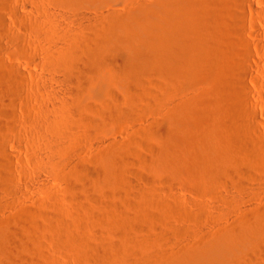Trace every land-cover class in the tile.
<instances>
[{"label":"rangeland","instance_id":"1","mask_svg":"<svg viewBox=\"0 0 264 264\" xmlns=\"http://www.w3.org/2000/svg\"><path fill=\"white\" fill-rule=\"evenodd\" d=\"M45 1L42 0V2H41V0H38V1L36 0L37 3L35 2V0H3V1L1 0L0 1V10H1L0 11V14L1 15L0 16L2 17V18L0 17V48L3 47V49L2 48L0 49V65H1L0 66V69H1V71H0V77H1V79H0V116H1L0 117V121H1L0 122V137H1L0 138V143L2 144V142H4V144L2 145V148L0 147V151H1L0 152V154H1L0 155V222H1L0 223V243H2L0 245V264H7L8 262H10L11 264H27V263L30 264L31 261H32V259H33L34 262H36V261L38 262V259H36L34 257L36 255L34 249H36V247L38 249V245L40 246V243L37 241L39 243V244H36L35 243L37 246L34 243H31V244H33V247H34V249H33V247H31L32 246L31 244L28 243V245H31V246H28V245L26 246L27 242L24 243L21 239L24 236L25 237H28V235L29 236H32V234H33V231H32L33 227L32 226L34 224L36 225L37 222L38 223L39 222L41 223V221H42L45 224V221H46L47 222L46 224H49V226H52L53 224L56 225L57 224V222H56V215L57 214L56 213L59 212L61 209H62L61 211H65L67 213V216L66 217H68V218H66V219H69L72 216L76 218V216L78 215V213L76 214V212H74V211H76L77 209H78L77 210L78 212L80 211L79 214H81V216H82L83 214L81 212L80 206L75 202V199L74 198L76 197V195H79V194H81L83 196H86L87 194L89 196L92 195V194H90V192L87 193L88 190H86V189H88V187H89V190L90 191L93 189L92 190L93 194H96L97 193L96 190L97 191L99 189L102 190V191L105 190L104 191L105 193H103L102 191H100V192L103 193V195L104 194H106V196L108 195L107 198H110L111 194L113 192H115V191H114V189L112 187H110V186L107 187V185H106V183H105V181H104V179L102 177V175L108 170V167H109L108 160L103 159L102 156L105 157L106 155L107 156L110 155V157H113L114 156L113 154L115 152H117V151H123V152L125 151L126 161H127V159H129L127 161L129 163V165L127 163V166H130V167H127L129 169H126V171H127L126 173L127 174H125V181H126V184H125L126 186L124 185L125 188L122 189L123 186L118 188V189L121 188L122 190L121 189L118 190V189L115 188L116 189V192L115 193H117V191L120 192V191H124L125 190L124 191L125 192V195H124L123 192H120V193L118 192L117 197H116V194L114 193L115 194L114 195L115 196L114 199L116 200V198H117L116 201L112 197L113 194L111 196V198H112L111 200H114V202H116L117 209H121L124 206L127 207L128 203H129L130 205L133 206V207L131 206L132 208L131 207L130 208L135 213L136 212L135 209H136V206H137L138 201H139L138 200L139 199L138 198L139 197L138 196L139 192L141 190L142 191H145V192H149L148 190L149 189L152 190V187L154 186L155 187V188L153 187L154 190L155 189L157 190V187H158V190H157L158 192L155 190L154 191V194L157 195V196L159 195L158 197H160L159 199L161 200V202L164 205L163 206L164 207L163 209L165 210V213H167V215H168V217H167L168 220L166 218L164 220L163 219L164 217H163L162 218L163 221H161L162 220L161 219V216L157 218L158 221L156 220L157 223H155V224L158 227H155L154 226L155 228L153 227V230H148V228H146L147 230L144 229V230H146V233L143 230L141 233H139V234L136 235L137 237H135L138 240L143 239L144 241L145 240L147 241V242L145 241L146 242L145 251L147 252V254L151 255V262H152V264H217L219 262V260L226 253L230 252V250H231V245H230V241L228 239V234H230V232L239 234V232L242 231V230H245V231L250 230V228L253 226L254 222L257 219L261 218V216L264 214V183L262 182V178H261V177H263V180H264V176H263L264 175V171L261 170V169H264V168L261 166V169H260V168H258V167H260V164H258V167H256L257 166V163L254 166V165H252L251 162L249 163V162H246L247 160L242 159L241 156H239L240 153L239 152L236 153V151L238 150L237 145H236V148L235 149L232 148V146L235 147V144L233 145V143H232L230 145V142H229V141H231V135L232 134H231V132H229L230 131V127H228V125L225 124V123H227L226 122V119H225L226 113H222L223 115L220 114V116L223 117V118L221 117L222 120H220L221 118H220L219 115L217 117L215 116L216 117V120L219 119V122H218V120L214 122L215 123V127L217 126L216 129L218 128L217 129L218 130V133H217V130H215V128H214L213 121L210 122L211 119H212V118H210V116L207 117V121L206 122H205L204 117L202 116V113L200 114L201 119L200 118H196V116H195V115H197L196 114V111H194V109H192V108H195V110H197V111H198V109H196L195 106L192 107L191 105H187L186 103H184L185 104L184 106H186V105L187 106L186 107H183L182 110H181V113H179V115H178V117L180 116L178 118V123H180L181 126H183V128H182L183 134H182V137H181L180 140H178V139H177V141L172 140L171 137H169L167 135L166 129H164L165 128V124L162 125V122H165L163 120L166 117V114L165 113L168 110L167 109V105H166L167 103L166 104L164 103L165 100L163 101V98L164 97L162 95L163 94L165 95L164 90L167 91V89L165 87L162 88V86L164 85V83H163L164 82V79H163V77H161V75H159L160 76L159 77L157 75V73H156L157 76L155 74H153V75L151 74L152 76L150 75V76H148L146 78V80H149V83H148V81L147 82L145 81V84L146 83L148 84V85L146 84V86H148V88L149 87L151 88V92L149 91L150 95L148 94L147 99L150 100V101H152V102H148V100L146 98L143 99L144 97H142L139 100V102L142 100V104H141V102L140 103L137 102L136 105H132V106H129V107H126V106L122 107V109H123L124 112L127 111L126 112L127 114L124 113V112H123L124 114L123 113L121 114L124 117V119H123L122 116H120V118L119 117L117 118L118 120L117 119L115 120V117H114L110 121L111 123L109 122L110 123L109 125L102 123L101 125H103V126L102 127L100 126L101 129L99 128V126H98L99 129H98L97 128V125H94V124L89 125V126H92L93 127V129L90 128V127H86V129L90 128L89 131H87V132L90 133V135H88L89 133H87V135L85 137H83V138L80 137L79 139H76V140L72 141L69 144L70 146L69 145H66V146H68L66 149H65L66 146L64 147V149L62 148L63 151H64V153L61 151L62 150L61 149L60 152H62L63 154H61V155L60 154H57V158L60 160V161L58 160L60 163H62L61 159H63V163H62V165L61 164H58V165L54 166L57 163H53V161L51 160V158L49 159V156H44V155H47V153H48L47 150L50 147L53 148V144H54L55 147H56V145L58 146V143H56L57 140H56V138H53L54 136L51 135L50 132L49 133L48 132H45V134L42 135L41 130H42V132L45 131V130L47 131L48 125H44V123L46 122L45 124H47L48 122H50V120H52V118H53L52 117V114L54 112L53 111V108L55 109L56 107L59 106L58 105V103H59L58 101H60V98L58 96H56V95H57V93L60 92V89H62V87H63L62 84L63 83L61 84V82H59V81H61V80H59L60 77H61L60 73L58 74L57 71H55V73H54V71L52 72L50 70L49 61L47 59V56L45 57V55H47V53H48L46 51H50L54 47H55L54 49H56L57 48L56 46H58V44H59L57 42L58 44L56 45V41L55 40H53L52 38L49 39V37H47L48 34L46 32H48L49 29L48 28L45 29V27L46 26H48V27L50 26V28L53 29L52 26H54V29H56V30L63 29L62 27H65V28L68 27L69 28V27H73L74 26V25L73 26H70V25H72V23H89L90 21L89 22L87 21L88 20L87 17L93 18L94 15H97V17H99L103 13L104 14H110V13L113 12V13H121V14H123L125 16H128L129 13H132V12H137L138 13V10H139V12H141V9H142V11L145 10L144 7H146V6L148 7L150 5L149 3H150L151 0H124V1L123 0H112L111 3L109 2V3L103 4V5H95V4L94 5L93 4L83 5V6H80L81 8L80 7L78 8L76 17L74 15V17L76 19H74V17L71 15V13L68 12L69 9L66 8L64 10L65 7H61V6L60 7L59 6L55 7L54 5L51 4V2H50V5H49V1L48 0L46 2ZM113 1H114V3H113ZM185 1L182 2V1L179 0L180 4H179V2L176 3V4H178V7H179L177 9V5L175 6V8L177 9L176 11L178 12L180 10L178 12V14L175 15V13H177L176 11H174L175 13H172L173 10H175L174 7H173L174 9L172 8V10L169 9V12H170L169 14L172 13L171 16L168 15L169 16V19L171 18L172 22H174V23L175 22L176 23H180V22L177 21L178 19H180V21L182 20L183 23H188L190 25L200 23L199 18H201V16L203 14L200 11H198V10L196 11L195 10V7H193V3L190 2L191 0H188L186 2ZM2 2H4V3H2ZM5 2H6V4H5ZM187 2H188V4H190L189 5L190 7H188V8H189V11L192 10L191 11L192 14L188 11V8H187L188 4H187ZM186 4H187V6H186ZM144 5H146V6H144ZM1 7L3 9H1ZM180 7H182V8H180ZM192 7H193V9H192ZM186 8H187V10H186ZM245 8H246L245 11H246V14H247V17H248V23H244V24L236 23V24L241 25V27L244 29L245 33L248 36L247 39L250 42V49L249 50H250V53L254 56V61L255 62H258V63H264V51H263V49H264V4H258V5H256L257 11H258L257 14L252 13L249 10V8H247V6H245ZM103 9L106 12L103 11ZM134 9H135V11H134ZM208 9L211 11L212 6H211V8L209 6ZM184 10H185V12H183ZM193 10H195V11H193ZM189 13H190V15L188 16L187 14H189ZM197 13H198V15L199 14L200 15L202 14V15L201 16L196 15V18H195L194 16ZM167 14H168V12H167ZM182 14H183V16H182ZM66 15H69V16L67 17ZM78 16H79V18H78ZM69 17H70V19H69ZM80 17H82V18H80ZM235 19H236L235 22H238L237 17H235ZM33 20L36 22V24H34V21ZM195 20H196V22H194ZM3 22H5V23H3ZM96 22L98 23V21H96ZM31 23H32L33 26H30ZM42 23H44V24H48L49 23V24L48 25H42ZM68 23H71V24H68ZM91 23H93V22H91ZM188 24H186V25H188ZM36 25H38L37 26L38 28H36ZM59 26H60V28H59ZM40 27H41V29H40ZM188 27H189V25H188ZM195 27L196 26H194V29H193L194 30V33H195ZM35 29H37V30H35ZM34 30H35V32L37 31L36 33L38 35L34 32ZM44 30H47V31H44ZM42 31L45 32V33H42ZM33 33H35V34H33ZM14 35H16V36H14ZM18 37H21V38L18 39ZM234 37H233V39H234ZM22 38H24L25 40H23ZM14 41H17V42H14ZM52 41H54V42H52ZM235 42H237L238 44H240V42H239V40L237 38L235 39ZM46 49H48V50H46ZM53 50H51V51H53ZM24 56H30V57H32L34 59V62L29 63V64L28 63H24ZM6 65H7V67H6ZM17 66H19V70L16 69ZM7 68H10V69H8V72H7ZM20 68L23 69L22 72H26V74L23 73V75L25 74V77H24V81H22V82H20L21 80H19L20 78L21 79L23 78L22 77V72H20L21 71ZM11 70H12V74H11ZM48 70H49V72H48ZM253 70L254 71L252 72V76L250 78H248L247 79V82H246L247 86L252 91V94H251V96H249L248 101L250 102V104L252 105V107L254 108V110H256L255 111L256 112V121H251V122H253L251 124H254V126L257 127L256 128V134L254 135V137L256 136L258 138L257 139L255 137L258 140L257 141L258 142V145L263 150V152L262 151L261 152L264 153V149H263V147H264V104H262L260 102V100H259L261 98L260 97V93H261L260 87H262V86L264 87V77L258 75L260 72L256 71V68L255 67H254ZM56 72H57V74H56ZM20 74H21V76H20ZM28 74H29V76H28ZM261 74H263V73H261ZM30 75H32V77ZM51 75H53L55 77H53ZM112 75H113V78L111 77ZM8 76H10V77H8ZM42 76L43 77L45 76V77L42 78ZM108 76H110V77H108V79H111V81L113 82V84L116 86L115 88H117V92L115 91V94L118 97H116L115 94H113V95L111 94L112 96H114V99H113V97H109V96H111V95H109V96H106L107 98L105 99V101L107 103L108 100H111L112 99L113 100V101H111L112 103H110L109 105L107 104V105L109 107L111 106L112 108H114L115 103H117V98H122L124 96V94H123L124 91L118 90L119 87H121V85L123 84L124 81H123V78L121 77V74L119 72H116V70L111 71ZM116 76H117V78H116ZM29 77L32 78L33 80L30 79ZM119 77H121V78H119ZM34 78H36V79H34ZM39 78H42V79L38 80ZM150 78H152V79H150ZM45 79H46L47 82H45ZM26 80H27V82H26ZM43 80H44V82H43ZM155 80H156V82H154ZM160 81H162V82H160ZM31 82H33L35 84L33 85V83H31ZM18 83L19 84H22L24 87L22 85H19ZM36 84H37V86H35ZM39 84L42 86V88L40 87ZM49 84H50V86H49ZM15 85H17L16 88H15ZM30 85H31V87H30ZM43 85H45V87ZM37 87H40V90ZM200 87H202V85H200L199 88ZM12 88L13 89L15 88V90H13ZM36 88H37V91L38 92L36 90H34ZM150 88H149V90H150ZM160 88H162V89H160ZM179 88H180V90L177 87L178 92L175 91L174 92V96H172V98H175V99L178 100V102H177V100L172 99L174 104L180 103V101H181V103L185 102L186 100H188L192 96L193 92H195V93H194V95L192 97H194L195 95H198V94L200 95V93H198V92H201L202 89H203V87L201 89H199L197 87L195 90H198V91H195V90L191 91L189 89L187 90L186 88H183L185 90L182 93L183 89L181 87H179ZM6 90L7 91L9 90V91L7 92ZM28 90H30L31 92L28 91ZM47 90H50V91H47ZM174 90H176V89H174ZM44 92H46V94H44ZM26 93H27V95H25ZM156 93H157V95H156ZM175 93L177 95H175ZM179 94H183L185 96L184 99L181 98L182 95L179 96ZM28 95H31V97H29ZM34 95H35V97H34ZM38 95L40 97H38ZM262 95L264 96L263 93H262ZM150 96H153V97L155 96L154 98H156L157 100L154 99V98H152V97H150ZM159 96H160L159 100L161 99V102L163 101L162 103H164L162 105L160 104L161 103L160 101H159L160 102L159 104H157L158 102H156V101H158V97ZM51 97L52 98L55 97V99L53 98V101H51L50 100V99H52ZM187 97H189V98H187ZM36 98H38L39 100L36 99ZM185 98H187V99H185ZM29 99H30V102L31 103L29 102ZM31 99H33V102L31 101ZM46 99H47L48 104H49V101L51 103L49 105L47 104V107H45V109H50V110H48V112H45L44 113V111H43L44 108H41V107L44 105V103L45 104L47 103L46 102ZM42 100H43L44 103L41 102ZM183 100H185V101H183ZM91 101H92V104H91ZM101 101H103V100L101 99V100H98L97 101V103H99V105L96 103V101H94L97 104L96 105V108H97V106H99L98 109H96L94 107L95 110H97V113H99L100 112L99 110H102V108H104L105 106L107 107L106 103L104 105H102L103 102L101 103ZM88 102L92 106V108H89V109L93 111V109H94L93 106L95 105V103L93 102V100H90ZM41 103H43V104H41ZM111 104H114V105L112 106ZM53 105H54V107H53ZM163 105H165V106H163ZM35 106H38V107H35ZM44 106H46V105H44ZM49 106H51V107H49ZM109 107H107V108H109ZM187 107H189V109ZM112 108H110V109H112ZM127 108H129V110ZM157 108L158 109H161L162 111L161 110L159 111ZM51 109H52V111H51ZM89 109H88V114H89L88 115V118H89L88 120H92V122H93L94 119H95V121H98L99 122L100 121L99 118H100L101 115L100 114H96L95 113L96 112L95 110H94L95 112L94 111L92 112ZM190 109H192V110H190ZM40 110L42 111V113L39 112ZM4 111H6V112H4ZM134 111H135V114H134ZM157 111H159L160 113L157 112ZM184 111H185V113H183ZM188 111H190V112H188ZM51 112H52V114L50 115ZM163 112H164V116H161L163 114ZM6 113H10V115L9 114H6ZM129 113H130V115H128ZM193 113H194V115H193ZM197 113L199 115L200 112L198 111ZM42 114H43V116H42ZM45 114L47 116H45ZM93 114H94L95 117L93 116ZM184 114H187V115H184ZM188 114H192L193 116L191 115V116L188 117ZM5 115H7V116H5ZM200 116H198V117H200ZM7 117H9V118H7ZM32 117H33V119L35 121L33 119H31ZM46 117H48V118L46 119ZM182 117H183V119H182ZM190 117H191V119H190ZM161 118H163L162 121L160 120ZM208 118H210V120H208ZM44 119H46V120H49L50 119V120L49 121H45ZM198 119L199 120H202L203 122H205V124L206 123L208 124V126H207V124L204 125L203 123H201V121L199 122V123H201V124H203L205 126L204 131H203V127L204 126H201L199 123L195 122V121H199ZM36 120L38 121V124L40 122L41 123L38 125ZM214 120H215V118H214ZM157 121H159V122H157ZM223 121H224V124L222 123ZM35 122H36L37 125L35 124ZM195 123H197V124H195ZM218 123L223 124L224 126L226 125L227 128L224 127L223 125L218 124ZM42 124L44 126H46V128ZM209 124H212L211 126H213V127L209 126ZM155 125H160L161 127L163 126V129L160 128V126H159V128H157V126L155 128ZM188 125H189V127L191 129H193L190 132H189L190 128H188ZM190 125H192V127ZM195 125H198V126H196L197 128L198 127L200 129L202 128L201 130L199 128L198 129H195V130H197L196 131L197 132L196 134L199 133V130L201 132H203V133H199L200 134L199 136H201L202 134H204L206 132H209L212 128H214V130L216 131V132L215 131H211L212 136L211 135H207L208 137L211 136V139H216V138L219 139L218 140L219 142L216 141L217 139L215 140V142L218 145L222 142L220 146H222V144H223L222 147L225 146V148H223L225 150H221L222 151V152L220 151L221 153H218V155H215L216 158L214 157V155L212 156V153L211 152L209 153V151H207V149L205 148V146L204 147H202V146L199 147L198 146L200 148L199 149L194 144V143H196L197 145L199 144L198 142H195L196 141V138H194L195 136L198 137V135H194V137H193V135H192L193 133H191L192 131H194V133H195V130H194ZM81 126H82V128H81ZM210 127H211V129H209L208 131H206V129L207 128H210ZM1 128H2V130H1ZM105 128H107V129H105ZM39 129H40V131H39ZM79 129H80L79 131L82 132L83 129H84V125L80 124V128ZM220 129H222L223 131H220ZM96 130H97V132H96ZM149 130L151 131V133H149L150 132ZM37 131H39L40 133L37 132ZM143 131H147V133H148L146 135L147 137H145V135L143 134ZM184 131L185 132H188V133L186 134V133H184ZM93 132H95V133H93ZM158 132H159V134H158ZM221 132H223V134ZM225 132H226V135L224 134ZM228 132L230 133V135H229ZM46 133H48V134L46 135ZM213 133L215 134L214 136H213ZM219 133H220V135H219ZM184 134H186L185 136H187L188 134H190L192 136V138H190L191 136L188 135L189 138L186 137V139H184L183 138ZM206 134H208V133H206ZM162 135H163V137H162ZM92 136L95 139H93ZM151 136H152V138H151ZM204 136L205 135H203V137ZM207 136H205V137H207ZM40 137H41L42 142L40 140ZM49 137L51 139L48 140ZM129 137H130V139H129ZM219 137H221V140H220ZM53 139L56 140V142H54V141L51 142V140H53ZM83 139H84V141H83ZM191 139L192 140L194 139L193 140L194 142H192V144H190L191 141H192ZM203 139H205V138H203ZM86 140H87V143H86ZM186 140L188 142H186ZM189 140H191V141L189 142ZM225 140H228L227 143H225ZM124 141H125V143H124ZM144 141H145V143H144ZM181 141H183L185 143H183ZM49 142L51 143V145L49 144ZM177 142H180V144L177 143ZM212 142L215 143L213 140H212ZM261 142H262V144H261ZM72 143H73V145H72ZM139 143H141V144H139ZM164 143L167 144V145H165ZM174 143L176 144V147H175L176 148V151H174L173 148H172L173 147L172 144L174 145ZM181 143H183L185 145H182ZM110 145H112V146L110 147ZM177 145H178V147H177ZM187 145L188 146L190 145V146L188 147ZM191 145L192 146L195 145V147H197V150L195 148L191 147ZM156 146H158V148ZM226 146H227L228 149H226ZM228 146H230V148ZM108 147H109V149H108ZM148 147H149V149H148ZM6 149H7V151L5 152ZM187 149H188V152L189 153L187 152ZM192 149L193 150L195 149L194 150V153L197 152V151L198 152L199 151L201 152V150H203V151L201 153L192 154V152H193ZM231 149H233V151H231ZM148 150H150V151H148ZM177 150H179V151H177ZM183 151H184V153H183ZM185 151L187 152V154H186ZM38 152H41V153L38 154ZM127 153L129 154L128 157H127ZM190 153H191V157L192 158H190V156H188ZM232 153H233V155H232ZM197 154H199V157H198ZM200 154L202 156H204V157H207V160H205L206 163L205 162L203 163V161L201 163L199 162L202 166L203 165L204 166L205 165L209 166L210 165L209 163H211V166H212V164L215 162L214 158L216 160H218L217 158H219V156H221L220 154L224 155L225 157H227V165H228L229 169H231L233 167L231 170H234L235 169L234 171L236 173L237 172H240L241 176L247 177V175H248L249 178H248V181L247 182H249L250 185L248 186V184H247V189L246 188L244 189V187L246 186V181H245V185L243 186V189H241L242 187H237L236 188V186L234 187V186L231 185V183L233 185H234V183L232 182V180L229 179V177H224L223 178V176H222V179L223 180L221 182H218V180L220 181V178L218 176H217V178H218L217 181H214L213 179H215L214 178L215 176L213 177V175H214V173L216 175V173L219 171L218 168H217V166H215L216 163L218 164V161H216L213 164V166H215V168H217V172H216V169H214L213 166H212V168H211V166H209L210 168L209 167L204 168L205 170L201 171V173L204 176L201 173H199L200 171L199 172L196 171V173H198L199 175L201 174V176H203V177H205L207 179H209L210 177H212L211 178L212 180L210 179L211 181L208 180L207 183L206 182L203 183L204 185L202 184V186H201V184H199L198 186H196V184L193 181V179L190 178V174H193V170H194V174H195V170L197 168H199V169L201 168L199 166V163L195 164V162H194L195 159H199V161L202 160L201 159L202 156ZM62 155H65L66 157L65 156H62ZM193 155L196 156V158L194 156V160H193ZM210 155H211L212 159H211ZM95 156L97 158H95ZM138 156H139V158H138ZM178 156H180V158H178ZM39 157L42 160V163L39 160ZM59 157H61V158H59ZM101 157H102V159H101ZM208 157H210V158H208ZM228 157H229V159H228ZM156 159H158V160H156ZM238 159H242V160H238ZM45 160H47V163L48 164L45 163L46 162ZM64 160L67 161V163L64 162ZM144 160H145L146 163L144 162ZM150 160H151V162H150ZM175 160H176L177 163L174 166L173 162ZM179 160L183 161V163L184 162H186V163L185 164H183V163L181 164V161H179ZM233 160H236L237 161V164H236V162H233ZM51 161H52V163H51ZM68 161H69V163H68ZM207 161L209 163H207ZM239 161H240V163H239ZM197 162H198V160H197ZM188 163H190V164H188ZM258 163H260V162L258 161ZM63 164H64V168L65 169L63 171H60L59 170L61 172V173H59V171L57 169H61L62 170ZM149 164L151 166L155 167L157 170L151 171L149 169V167H148ZM191 164H192V166H191ZM234 164L236 165L235 167L233 166ZM65 165H70V166H65ZM196 165H198L199 167L196 166ZM183 166L184 167L186 166V170H185V168H183ZM195 166H196V169L193 168ZM237 166L239 167V169H238ZM67 167H68V169H67ZM86 167H87V169H86ZM93 167H96V168L93 169ZM248 167H250L251 169L248 168ZM53 168H57L56 169L57 171L55 170V172H54ZM190 169H193V170L190 171ZM96 171H99L101 173V175L99 173V175L101 177H99V176L96 175ZM204 171L206 173H204ZM63 172H66V173H63ZM242 172L244 174H242ZM67 173H68V175H67ZM150 173H151V175H150ZM87 174L89 175V178L90 179L93 178L94 180L93 179L90 180L88 178V181H86L87 180V177H88ZM92 174H94V175H92ZM84 175L86 176V179H85V176ZM166 177H167V179H165ZM79 178H80V180H78ZM81 178H83V179H81ZM260 178H261V180H260ZM225 179H227L229 181H226ZM81 180H82V182H81ZM83 180H84V183H83ZM89 180H90V182H89ZM143 180L144 181L147 180L148 182L145 181L146 182L145 183V182H143ZM245 180H247V179L245 178ZM128 181H129V183H128ZM139 181H140V183H139ZM171 181H172V183H171ZM188 181L190 182V184H189ZM213 181H214V183H213ZM224 181H226V182H224ZM230 181H231V183H230ZM87 182L88 183H91L92 185L89 184L91 186H88V183ZM158 182L161 183V184L158 185ZM166 182H168V183H166ZM216 182H218L219 185L215 186L216 185L215 184ZM79 183L82 186H80ZM165 183L167 185H164ZM175 183H176V185H175ZM177 183H178V185H177ZM212 183L215 184V185H213ZM226 183H227V186H224V185H226ZM86 184H87L88 187L86 186ZM192 184H195V185H192ZM210 184H212V186ZM170 185H171V188H168ZM150 186H151V188H145V187H150ZM159 186H160V188H159ZM191 186H194V187L189 188ZM195 186L198 187V188H199V186H201V188H204L205 186L206 187L204 189H201L200 188L198 190L197 188L196 189H193V188H195ZM83 187H85V188H83ZM91 187H93V188L90 189ZM141 187H142V189H141ZM162 187H165V188H162ZM224 187L226 189H224ZM248 187H249V189H248ZM161 188H162V191H161ZM221 188L224 189V191ZM238 188H240V189H238ZM112 189H113V192H112ZM134 189H135L136 192L134 191ZM17 190H18V194H17ZM19 190L22 191V192H19ZM202 191H204V192H202ZM28 192H30V193H28ZM73 192H75V193H73ZM206 192H208V193L206 194ZM209 192H210V194H209ZM219 192H221V193L219 194ZM126 193H128V194H126ZM70 194H71V196H70ZM73 194H75V196ZM218 194L220 196H218ZM46 195H48L47 198H45ZM127 195H129V196H127ZM219 197H221V198H219ZM44 198H45V200H44ZM38 199H39V201H38ZM40 199H41V201H40ZM73 199H74V203L77 206H79V207H77L74 203H72L73 202ZM127 200L130 201V202H128L126 204ZM33 201H35V202H33ZM118 201L120 203H118ZM170 201H172L171 202L172 204L170 203ZM45 202H46V204H45ZM114 202H112V203H114ZM53 203L55 204V206H54ZM176 203H178V204H176ZM30 204H33V205L30 206ZM39 204H40V206H39ZM74 205L77 207V209L74 208L75 207ZM172 205L176 206L177 208L174 207V206H172ZM182 205L183 206L185 205L184 207L187 208V209H185ZM26 206H28V207H26ZM69 206H71V208ZM72 206H73L74 209L72 208ZM171 206H172V208L174 210L171 208ZM133 208H134V210H133ZM196 208H198V209H196ZM23 209L24 210L26 209L25 212L26 211H29V212H26L25 213L24 211H22ZM56 209L57 210L60 209V210L57 211ZM168 209H170V210H168ZM179 209L182 212L181 215H180V210ZM36 210L38 211L39 214L36 213L37 212ZM49 210H50V212H49ZM66 210H68L69 212H67ZM171 210L174 211L173 212V216H172V212H169ZM184 210L186 212L185 214H184ZM190 210H192V211H190ZM260 210H262V211H260ZM15 211H17L18 213L15 212ZM31 211H32V213H31ZM40 211H41V213H40ZM259 211H260V213H259ZM51 212H52V214H51L52 216H50V213ZM97 213H99V212H97ZM187 213H188V215H186ZM189 213H191V214H189ZM192 213H193V215H192ZM46 214L48 215V219L47 220L45 219V218H47ZM103 215L107 219H109V220L107 221V219L105 217H102ZM117 215L118 214H116V217H115V215H113L112 217H111V215H105V214H102L101 215V213H99L97 215H94V217L96 219L94 217H93V219H95L96 221L93 220L92 224L95 223V222L96 223L93 224L94 226L92 225L93 228L92 227L90 228L91 229L90 230L91 233L95 235V233L98 234L97 231L102 232L103 230H104V232H113L114 230H112V227H114L115 228V231H116L117 228L119 227V226L117 227V225H120V223H116L115 226L112 223H115L117 221L119 222V219H118L119 215L118 216ZM189 215H191L192 217L190 216L191 217L190 218ZM198 215H199L200 218H198ZM250 215H252V216H250ZM257 216H258V218H257ZM35 217H36V219L38 221L35 219ZM52 217H53V219H52ZM180 217H181V219H180ZM40 218H42V220ZM72 218L69 219V220L71 221ZM75 218H73V219H75ZM79 218L80 217H77L76 219H79ZM103 218L106 219V220H104ZM114 218H115V220H114ZM172 218H173V222H172ZM185 218H186V220H185ZM188 218H190V219H188ZM192 218H194V219H192ZM22 219L24 220L25 223L23 222ZM26 219H28L27 221H29V222H27ZM50 219H52V221ZM83 219H85V218L82 217L79 220H83ZM247 219H248V221H245ZM10 220H11V222H10ZM33 220H35L37 222H35ZM49 220H50L51 223L48 222ZM98 220H99V223H98ZM169 220L172 222L171 224L170 223H167V222H170ZM164 221H165V223L168 224V226L170 225V229H173L172 231L171 230H169L170 232H167L166 231V227H167L166 225L167 224L164 226ZM174 221H176V222H174ZM180 221L182 222V224H181ZM17 222H19V223H17ZM12 223H13V225H12ZM21 224L22 225H25V226L23 227V226H21ZM46 224H45V226H46ZM54 225H53V227H54ZM161 225H163V226H161ZM8 226H10V227H8ZM178 226L180 227V229H179ZM53 227L52 228L49 227L48 228L49 231H46L47 229H43L44 232H43V230L42 231L40 230V231L36 232L39 235V237L37 236L39 238L38 240H40V238H41L40 242L43 243L42 244L43 247L40 246L41 248H43L42 249L44 251L43 253L46 254V255H48V256L50 255L49 256L50 258H48V256H45V257L48 258V259H50V260H52L54 262L53 264H96V263L97 264H103L104 263V262L103 263H100L101 260L100 261L98 260L99 262H97L94 259H91L90 261L88 260L89 262L88 261L86 262V259H83L82 260V258L80 256L79 257L77 256L78 253L76 251H73V250L72 251L71 250L61 251V250L57 249V246L54 243L55 241H53L54 239H53V236H52V234H53L52 231H54L53 230ZM107 227H109V228H107ZM240 227H242V228H240ZM9 228H10V230H9ZM93 230H95V231L93 232ZM161 230H162V232H160ZM236 230H237V232H236ZM147 232L150 235H148ZM19 233H21V234L19 235ZM8 234L10 236L11 235H14L15 237L18 236L17 238L20 237L19 238L20 239L19 241L16 238L17 239V242L16 241H14V242L16 244L19 242V244H20V242L22 241L24 243L23 245L26 246V247H23V246H19L18 247V244L17 245L13 244L14 242H12V245H10L8 243V241H5V238L6 237H9ZM170 234H171V236H170ZM172 235H174V237ZM150 236H152V237H150ZM3 237H4V239H3ZM25 237H24V239H25ZM163 237H164V239H163ZM14 238H12V240ZM16 239H14V240H16ZM148 239H149V241H148ZM159 239H161V240H159ZM27 240H25V241H27ZM30 240H31V237H30ZM33 240L34 239H32L31 241H33ZM115 240L116 241L118 240L117 237L115 238ZM11 241H9V242H11ZM35 241L36 240H34V242ZM50 241H53V242H50ZM22 242H21V245H22ZM151 243H153L154 245L151 244ZM161 243L162 244L164 243V244L162 245ZM247 243H249V242H246L244 244H240L236 248V254H237L238 258H239V264H241L242 262H243V264H247L249 261H250L249 262L250 264H254L256 262H258L256 264H260L259 263V262H261L260 259L262 260L263 257H264L263 256V254H264V252H263L264 251V246L263 247L258 246L259 247L258 248V247L251 246L250 244H247ZM46 244H48V246ZM49 244H51L50 247H49ZM179 244H180V246H179ZM148 245H150V246H148ZM14 246H17V247H14ZM44 246L45 247L47 246L46 249L44 248ZM135 247H136V249L138 251L137 246L134 245V248ZM158 247H159V249H157ZM6 248L7 249L9 248V249L6 250ZM28 248H29V251H28ZM164 248H165V250H164ZM261 248H262V250H261ZM31 249H33L34 251L31 250ZM136 249H134V250L136 251ZM254 249H255V252L258 249V252H260L259 255H258L257 252H256L257 254L256 253L254 254ZM10 250H12V251H10ZM159 250H160V252H159ZM47 251L49 252V254H48ZM137 251H136L135 254H134V252H132L133 253V255L131 254L132 256L131 255H128L129 257L117 258L116 259L117 262L114 261V263H113V261H109L110 263L109 262H105V263L106 264H111V263L112 264H129V263L130 264L131 263L132 264H135V263L138 262V259L141 258V256H140L141 254H138ZM167 251H169V253ZM251 251H253V252H251ZM3 252H4V254H3ZM161 252H162V254L166 252L165 253V256H167L168 258L165 257L164 254L161 255ZM173 252H175V253H173ZM36 253H37V251H36ZM153 254H155L156 256L153 255ZM250 254H251V256H249ZM260 254L263 257L260 256ZM37 255H38V253H37ZM135 255H138V256H135ZM58 256H59V258H58ZM139 256H140V258H139ZM161 256H163V257H161ZM253 256H254V259H250V257L253 258ZM154 257H155V259H154ZM159 257L161 258V259H159V261L160 260L161 261L160 262L159 261L157 262V260H158ZM259 257H260V259H259ZM130 258H132V259H130ZM247 258L249 260H247ZM128 259H130V260L128 261ZM243 259H245V260H243ZM255 259H257V261ZM13 260H14L15 263H13ZM55 260H56V262H55ZM152 260H154V261H152ZM168 260H170V261H168ZM252 260L253 261L255 260L256 262L253 263ZM16 261L19 262V263H17ZM246 261H248V262H246ZM262 262L264 263V261H262ZM31 264H35V263H31Z\"/></svg>","mask_w":264,"mask_h":264},{"label":"bare ground","instance_id":"2","mask_svg":"<svg viewBox=\"0 0 264 264\" xmlns=\"http://www.w3.org/2000/svg\"><path fill=\"white\" fill-rule=\"evenodd\" d=\"M1 1V0H0ZM3 1V0H2ZM38 1V0H37ZM45 1V0H44ZM47 1V0H46ZM45 1V2H46ZM49 1V5H50V2L52 5H54L55 7L57 6H61V7H65L64 10L67 8L69 9L68 12L71 13V15L74 17H76V14H77V10L80 6H83V5H87V4H95V5H103V4H106V3H111L112 0H48ZM124 1V0H123ZM152 1V0H151ZM150 1V5L147 7H144L145 10L142 11L141 9V12H139L138 10V13L137 12H132V13H129L128 16H125L121 13H110V14H102L101 16L97 17V15H94L93 18L91 17H87V21L89 23H72V25L70 26H73V27H62L63 29H54V26L53 29L50 28V26H44L45 29L48 28V32H46L48 35L47 37L52 38L53 40L56 41V45L58 44V46H56L57 48L54 49H51L53 51H46L48 52L47 55H45V57L47 56V59L49 61V65H50V70L54 73L55 71L58 72V74L60 73L61 77L59 80V82H61V84L63 85L62 89H60V92L57 93L56 96H58L60 98V101H58V107H56L55 109L53 108L54 105H53V114L52 112L50 113V115L52 114V120H50V122H48L47 124L44 123V125H48V129L47 131H43L41 130V133L42 135L45 134V132H50L51 135H53L52 137L53 138H56V140H51V142H56L58 143V146L56 145V147L54 146L53 144V148L50 147L47 151V155H44V156H49V159L51 158V160L53 161V163H57L55 164L54 166L58 165V164H61L63 163V159H61L62 163H60L59 159L57 158V154H63L64 151V147L66 145H69L72 141L76 140V139H79L80 137H85L87 135V131H89L90 128L93 129L92 126H89V125H97V128L99 126L102 127L103 125H101L102 123L104 124H110L111 120L115 117V120L120 116H122L121 114L124 112L122 107L126 106V107H129V106H132V105H136L137 102H139V100L144 97L143 99H147V96L148 94L150 95L149 91L151 92V88L149 90L148 86H146L145 84V81L149 83V80H146V78L148 76H150L151 74H155L157 73V75H161V77H163L164 79V85L162 86L165 87L167 89L164 90L165 92V95L161 94L164 98H163V101L165 100V104L167 105V112L165 113L166 114V117L164 118L163 121L165 122H162V125L165 124V128L166 129V133L169 137H171L172 140L174 141H177L181 139L182 137V128L183 126H181L180 123H178V115L179 113H181V110L183 107H186L187 105H191L192 107L195 106L196 109H198V111L200 112L199 115H198V111L195 110V108H192L194 109V111H196V114L198 116H200V114L202 113V116L204 117L205 119V122L207 121V117L210 116L211 121H213V123L215 121L218 120L219 122V119L216 120V117L222 113H226V116H225V119H226V122L225 124L228 125V127H230V131L231 132V141L230 142V145L233 143V145L235 144V147L232 146V148H236V145H237V148L238 150L236 151L239 152V156H241L242 159L244 160H247L246 162H251L252 165L255 166V164L257 163V166L258 167V164H260V168L261 169V166L264 168V153L263 150L260 148V146L258 145V138L256 139L254 137V135L256 134V128L254 126V124H251L253 122L251 121H256V110H254V108L252 107V105L250 104V102L248 101V98L249 96H251L252 94V91L249 89V87L247 86L246 82H247V79L250 78L252 76V72L254 71V67L256 68V71L260 72L258 75L259 76H263L264 77V63H258V62H255L254 61V56L250 53V42L248 41V36L247 34L245 33L244 29L241 27V25H238L236 23H240V24H244V23H248V17H247V14H246V8L245 6H247V8H249V10L254 13V14H257L258 11H257V8H256V5L258 4H264V0H191L190 2L193 3V7H195V10L197 11H200L202 14V16L198 13L195 14V18H196V15L198 16H201V18H199L200 20V23L198 24H188V23H183L182 20L180 21V19H178L177 21L180 22V23H174L172 22L171 18L169 19V16H171L172 13H175L174 11H176L179 7H178V3L179 0H153L152 2ZM180 1H185V0H180ZM188 1V0H186ZM185 1V2H186ZM36 2V0H35ZM42 2V0H41ZM122 2V1H121ZM128 2V1H127ZM4 3V2H2ZM37 3V2H36ZM48 3V2H47ZM114 3V1H113ZM116 3V2H115ZM148 3V2H147ZM191 3V4H192ZM6 4V2H5ZM34 4V3H33ZM40 4V3H39ZM180 4V2H179ZM184 4V3H183ZM188 4V2H187ZM186 4V6H187ZM177 5V9L175 8V6ZM182 5V4H181ZM185 5V4H184ZM183 5V6H184ZM190 4H188L187 8L190 7L189 6ZM2 6V5H1ZM6 6V5H5ZM32 6V5H31ZM36 6V5H35ZM38 6V5H37ZM41 6V5H40ZM89 6V5H88ZM87 6V7H88ZM180 6V5H179ZM192 6V5H191ZM210 6H212V9L211 11L208 9ZM33 7V6H32ZM52 7V6H51ZM91 7V6H90ZM175 8V10H173V12L171 14H169V9L172 10V8ZM192 7V9H193ZM208 7V8H207ZM81 8V7H80ZM84 8V7H83ZM173 8V9H174ZM182 8V7H180ZM186 8V10H187ZM1 9H3L1 7ZM56 9V8H55ZM184 9V8H183ZM60 10V9H59ZM94 10V9H93ZM107 10V9H106ZM193 10V11H195ZM1 11V10H0ZM103 11H105L103 9ZM102 11V12H103ZM130 11V10H129ZM135 11V9H134ZM180 11V10H179ZM178 11V12H179ZM188 11H189V8H188ZM192 11V10H191ZM191 11H189L191 13ZM106 12V11H105ZM168 12V14H167ZM177 12V11H176ZM175 13L176 14H178ZM185 12V10L183 11ZM67 13V12H66ZM188 13V12H187ZM187 14L188 16L190 15ZM101 14V13H100ZM192 14V13H191ZM1 15V14H0ZM40 15V14H39ZM80 15V14H79ZM67 17L69 15H66ZM82 16V15H81ZM88 16V15H87ZM174 16V15H173ZM183 16V14H182ZM185 16V15H184ZM1 17V16H0ZM26 17V16H25ZM74 17V19H76ZM85 17V16H84ZM181 17V16H180ZM179 17V18H180ZM235 17H237V20L238 22H235L236 19ZM2 18V17H1ZM29 18V17H28ZM34 18V17H33ZM72 18V17H71ZM79 18V16H78ZM82 18V17H80ZM187 18V17H186ZM30 19V18H29ZM70 19V17H69ZM174 19V18H173ZM36 20V19H35ZM78 20V19H77ZM184 20V19H183ZM190 20V19H189ZM3 21V20H2ZM34 21V20H33ZM38 21V20H37ZM86 21V22H87ZM98 21V23L96 22ZM174 21V20H173ZM84 22V21H83ZM93 22V23H91ZM196 22V20L194 21ZM2 23V22H1ZM5 23V22H3ZM34 24H36V22L34 21ZM49 24V23H48ZM48 24H44L42 23V25H48ZM68 24H71V23H68ZM188 24V25H186ZM40 25V24H39ZM29 26V25H28ZM30 26H33L32 23L30 24ZM38 25H36V28ZM194 26L195 27V33H194ZM43 27V28H44ZM191 27V28H190ZM60 28V26H59ZM41 29V27H40ZM51 29V30H50ZM37 30V29H35ZM34 30V32H35ZM33 31V30H32ZM31 31V32H32ZM44 31H47V30H44ZM30 32V31H29ZM37 32V31H36ZM35 32V33H36ZM33 33V34H35ZM40 33V32H39ZM42 33H45L42 31ZM37 34V33H36ZM41 34V33H40ZM38 35V34H37ZM10 36V35H9ZM16 36V35H14ZM235 36V37H234ZM234 37V39H233ZM21 38V37H18V39ZM238 39L240 44H238L237 42H235V39ZM23 40H25L24 38H22ZM51 39V40H52ZM21 40V39H20ZM19 40V41H20ZM14 42H17V41H14ZM54 42V41H52ZM58 42V43H57ZM21 43V42H20ZM16 44V43H15ZM3 49V47H1ZM0 48V49H1ZM48 50V49H46ZM2 51V50H1ZM4 51V50H3ZM264 51V49H263ZM46 59V60H47ZM34 62V59L30 56H24V63H32ZM48 65V64H47ZM48 65V66H49ZM1 66V65H0ZM21 66V65H20ZM7 67V65H6ZM5 67V68H6ZM16 67V66H15ZM8 69L10 68H7V72H8ZM13 69V68H12ZM17 70H19V66H17L16 68ZM21 69V68H20ZM6 70V69H5ZM15 70V69H14ZM23 69H21L20 72H22ZM116 70V72H119L121 74V77L123 78V84L121 85V87H119L118 90H121V91H124V96L122 98H117V103H115V106L114 108H112L111 106L109 107L108 105L110 103H112L111 101H113L111 98V100H108L107 103L105 101V99L107 98L106 96H109V95H113L115 94V91L117 92V88H115L116 86L113 84V82L111 81V79H108V76L109 73L111 71H114ZM1 71V69H0ZM47 71V70H46ZM50 71V72H51ZM49 72V70H48ZM56 72V74H57ZM18 73V72H17ZM23 73L26 74V72H22V79L20 78L19 80H21L20 82L24 81V77H25V74L23 75ZM263 73V74H261ZM9 74V73H8ZM11 74H12V70H11ZM19 74V73H18ZM44 74V73H43ZM107 75V76H106ZM116 75V74H115ZM151 75V76H152ZM156 75V76H157ZM21 76V74H20ZM29 76V74H28ZM32 77V75H30ZM50 76V75H49ZM53 76V75H51ZM6 77V76H5ZM10 77V76H8ZM45 77V76H44ZM42 76V78H44ZM55 77V76H53ZM113 78V75L111 76ZM119 77V78H121ZM154 77V76H153ZM160 77V76H159ZM7 78V77H6ZM30 78V77H29ZM42 78H39L38 80L42 79ZM117 78V76H116ZM1 79V77H0ZM32 79V78H30ZM36 79V78H34ZM47 79V78H46ZM45 79V82H47ZM152 79V78H150ZM156 79V78H155ZM162 79V80H163ZM33 80V79H32ZM37 80V81H38ZM48 80V79H47ZM56 80V79H55ZM116 80V79H115ZM42 81V80H41ZM9 82V81H8ZM18 82V81H17ZM27 82V80H26ZM35 82V81H34ZM39 82V81H38ZM44 82V80H43ZM156 82V80L154 81ZM162 82V81H160ZM159 82V83H160ZM16 83V82H15ZM33 83V82H31ZM40 83V82H39ZM49 83V82H48ZM202 83V84H201ZM9 84V83H8ZM14 84V83H13ZM12 84V85H13ZM19 84V83H18ZM25 84V83H24ZM35 83H33L34 85ZM38 84V83H37ZM37 84L35 86H37ZM43 84V83H42ZM47 84V83H46ZM45 84V85H46ZM60 84V85H61ZM117 84V83H116ZM3 85V84H2ZM19 85H22V84H19ZM40 85V84H39ZM45 85H43L45 87ZM48 85V84H47ZM148 85V84H147ZM155 85V84H154ZM158 85V84H157ZM160 85V84H159ZM202 85L203 89L201 92H198L200 93V95H195L194 97H192L194 95L195 92H193L192 96L189 98L188 100H183L185 102L181 103H177L178 100L175 99V98H172V96H174V92L177 91L178 92V89L180 90L179 87H181L182 89L183 88H186L187 90H195L197 87L199 88V86ZM17 85H15V88H16ZM23 86V85H22ZM50 86V84H49ZM48 86V87H49ZM9 87V86H8ZM11 87V86H10ZM13 87V86H12ZM20 87V86H19ZM18 87V88H19ZM24 87V86H23ZM31 87V85H30ZM34 87V86H33ZM40 87L42 88V86L40 85ZM40 87H37L39 88L40 90ZM175 87V88H174ZM178 87V89H177ZM202 87H200L199 89H201ZM15 88L13 90H15ZM17 88V89H18ZM37 88L34 89L37 91ZM160 88V89H162ZM5 89V88H4ZM11 89V88H10ZM29 89V88H28ZM154 89V88H153ZM176 89V90H174ZM261 89V93H260V102L262 104H264V96L262 95V93L264 94V87H260ZM25 90V89H24ZM58 90V89H57ZM56 90V91H57ZM156 90V89H155ZM158 90V89H157ZM185 89H183L182 93L184 92ZM7 91V90H6ZM9 91V90H8ZM7 91V92H8ZM21 91V90H20ZM30 91V90H28ZM43 91V90H42ZM47 91H50V90H47ZM162 91V90H161ZM160 91V92H161ZM195 91H198V90H195ZM27 92V91H26ZM31 92V91H30ZM38 92V91H37ZM55 92V91H54ZM53 92V93H54ZM176 92V93H177ZM180 92V91H179ZM17 93V92H16ZM15 93V94H16ZM25 93V92H24ZM34 93V92H33ZM153 93V92H152ZM175 93V95H177ZM13 94V93H12ZM11 94V95H12ZM18 94V93H17ZM22 94V93H21ZM30 94V93H29ZM44 94H46V92H44ZM24 95V94H23ZM27 95V93L25 94ZM43 95V94H42ZM109 96V97H113L114 99V96ZM155 95V94H154ZM157 95V93H156ZM181 98L184 99V95L183 94H179V96H181ZM262 95V96H261ZM21 96V95H20ZM29 97H31V95H28ZM116 96V94H115ZM161 96V97H162ZM35 97V95H34ZM38 97H40L38 95ZM45 97V96H44ZM48 97V96H47ZM50 97V96H49ZM118 97V96H116ZM152 98H154L153 96H150ZM176 97V96H175ZM19 98V97H18ZM27 98V97H26ZM52 98V97H51ZM55 99V97H53ZM53 98L50 99L51 101H53ZM57 98V97H56ZM151 98V99H152ZM160 96L158 97V101H155L158 102L157 104H159L161 102V99L159 100ZM185 98V99H187ZM24 99V98H23ZM38 99V98H36ZM103 100L101 101V103L103 102L102 105H104L106 103L107 108L106 106L104 108H102V110H99L97 113V110H95L96 108V105L99 103H97L98 100ZM177 100V104H174L173 103V100ZM39 100V99H38ZM37 100V101H38ZM59 100V99H58ZM90 100H93L96 101L95 105L93 106V111L96 113V114H100V121H94L92 122V120H88V109L89 108H92V106L89 104L88 101ZM148 100V99H147ZM182 100V99H181ZM18 101V100H17ZM28 101V100H27ZM31 101L33 102V99H31ZM56 101V100H55ZM110 101V102H109ZM145 101V100H144ZM160 101V102H159ZM162 101V102H163ZM26 102V101H25ZM29 102H30V99H29ZM43 102V100L41 101ZM46 102H47V99H46ZM141 104H142V100L140 101ZM139 102V103H140ZM148 102H152L150 100H148ZM160 103L161 105L164 104V103ZM31 103V102H30ZM39 103V102H38ZM44 103V102H43ZM41 103V104H43ZM51 102L49 101V104ZM53 103V102H52ZM93 103V104H94ZM146 103V102H145ZM186 103L187 105L184 106ZM28 104V103H27ZM40 104V105H41ZM47 104L48 102L44 105L46 106H42L41 108H44L47 107ZM48 104V105H49ZM54 104V103H53ZM91 104H92V101H91ZM144 104V103H143ZM156 104V103H155ZM52 105V104H51ZM56 105V104H55ZM112 106L114 104H111ZM140 105V104H139ZM25 106V105H24ZM118 106V107H117ZM157 106V105H156ZM160 106V105H159ZM165 106V105H163ZM35 107H38V106H35ZM51 107V106H49ZM99 106H97L96 109H98ZM190 107V106H189ZM189 107H187L189 109ZM100 108V109H101ZM112 108V109H110ZM31 109V108H30ZM38 109V108H37ZM44 113L45 112H48V110L50 109H45ZM109 109V110H108ZM129 110V108H127ZM151 109V108H150ZM153 109V108H152ZM158 109V108H157ZM190 109V110H192ZM32 110V109H31ZM39 110V109H38ZM90 110V109H89ZM134 110V109H133ZM136 110V109H135ZM155 110V109H154ZM159 111L161 109H158ZM187 110V109H186ZM185 110V111H186ZM52 111V109H51ZM92 111V110H90ZM89 111V112H90ZM92 111V112H93ZM102 111V112H101ZM157 111V112H159ZM162 111V110H161ZM185 111L183 113H185ZM2 112V111H1ZM6 112V111H4ZM40 113H42V111L40 110L39 111ZM50 112V111H49ZM127 112V111H126ZM124 112V113H126ZM129 112V111H128ZM190 112V111H188ZM123 113V114H124ZM160 113V112H159ZM5 114V113H4ZM3 114V115H4ZM6 114H9L10 113H6ZM127 114V113H126ZM134 114H135V111H134ZM12 115V114H11ZM49 115V114H48ZM49 115V116H50ZM130 115V113L128 114ZM133 115V114H132ZM159 115V114H158ZM184 115H187V114H184ZM192 114H188V117L191 116ZM194 115V113H193ZM192 115V116H193ZM197 115L196 118H200L201 119V116L198 117ZM223 115V114H222ZM7 116V115H5ZM14 116V115H13ZM41 116V115H40ZM43 116V114H42ZM45 116H47L45 114ZM44 116V117H45ZM48 116V117H49ZM94 116V114H93ZM161 116H164V112ZM216 116V117H215ZM1 117V116H0ZM3 117V116H2ZM46 117V119L48 118ZM95 117V116H94ZM99 117V116H98ZM123 117V116H122ZM121 117V118H122ZM202 117V118H203ZM222 116H220L221 118ZM9 118V117H7ZM36 118V117H35ZM51 118V117H50ZM97 118V117H96ZM194 118V117H193ZM195 118V119H196ZM210 118H208V120H210ZM215 118V120H214ZM219 118V117H218ZM223 118V117H222ZM222 118L220 120H222ZM33 119V117L31 118ZM40 119V118H39ZM44 119L45 121H49V120H46ZM91 119V118H90ZM124 119V117H123ZM163 118H161L160 120L162 121ZM183 119V117H182ZM187 119V118H186ZM189 119V118H188ZM191 119V117H190ZM194 119V120H195ZM34 120V119H33ZM97 120V119H96ZM118 120V119H117ZM120 120V119H119ZM193 120V119H192ZM199 120V119H198ZM35 121V120H34ZM37 121V120H36ZM91 121V122H90ZM201 121V123H203L204 125L205 122H203L202 120H199V121H195L197 123H199ZM1 122V121H0ZM97 122V123H96ZM110 122V123H109ZM113 122V121H112ZM159 122V121H157ZM182 122V121H181ZM192 122V121H191ZM221 122V121H220ZM41 123V122H40ZM39 123V124H40ZM190 123V122H189ZM195 123V124H197ZM199 123L201 126H204L203 124ZM212 123V124H213ZM224 124V121L222 122ZM36 124V122H35ZM37 124H38V121H37ZM36 124V125H37ZM38 124V125H39ZM80 124L84 125V129L82 132H80L79 128H80ZM212 124H209V126H211ZM217 124V123H216ZM220 124V123H218ZM223 124H220V125H223ZM43 125V124H42ZM43 125V126H44ZM149 125V124H148ZM153 125V124H152ZM151 125V126H152ZM161 125V124H160ZM160 125H155V128L157 126V128H159ZM194 125V124H193ZM150 126V125H149ZM192 127V125H190ZM196 126L198 125H195V129H198ZM200 126V127H201ZM208 126V124H207ZM224 126V125H223ZM46 128V126H44ZM86 127H90L88 129H86ZM96 127V126H95ZM213 127V126H211ZM210 128H207L206 131H208ZM217 127V126H216ZM215 127V123H214V128L215 130H217ZM222 127V126H221ZM226 127V125L224 126ZM82 128V126H81ZM98 128V129H99ZM104 128V127H103ZM160 128L163 129V126ZM188 128L189 125H188ZM204 128L205 126L203 127V131H204ZM214 128H212L209 132H206L204 134H202L201 136H199L200 134L199 133H203L201 132L200 129L199 130V133L196 134L197 130H195V133L194 131H192L191 133H193V137L194 135H198V137H194L196 138V141L195 142H198L199 144L197 145L196 143H194L197 147L199 146H202L207 149V151H209V153L211 152L212 153V156L214 155H218V153H221L222 151L221 150H225L222 147L220 146L221 143L218 145L215 140L217 139H211V136H212V133L211 131H215ZM223 128V127H222ZM227 128V127H226ZM225 128V129H226ZM97 129V130H98ZM101 129V128H100ZM107 129V128H105ZM138 129V128H137ZM224 129V130H225ZM2 130V128H1ZM96 130V132H97ZM139 130V129H138ZM146 130V129H145ZM193 130L190 128L189 132ZM229 130V129H228ZM40 131V129H39ZM37 131V132H39ZM150 131V130H149ZM156 131V130H155ZM160 131V130H159ZM165 131V130H164ZM220 131H223L222 129H220ZM216 132V131H215ZM214 132V133H215ZM227 132V131H226ZM226 132L224 133L226 135ZM228 132V133H229ZM2 133V132H1ZM40 133V132H39ZM46 133V135L48 134ZM95 133V132H93ZM151 133V131L149 132ZM155 133V132H154ZM184 133H188V132H185ZM213 133V136L215 135ZM217 133H218V130H217ZM216 133V134H217ZM223 134V132H221ZM36 134V133H35ZM92 134V133H91ZM141 134V133H140ZM143 134L145 135V137H147L146 135L148 134L147 131H143ZM142 134V135H143ZM159 134V132H158ZM186 134H184L183 138L186 139L189 138V136H191L190 134H188L187 136H185ZM221 134V135H222ZM37 135V134H36ZM41 135V136H42ZM90 135V133L88 134ZM165 135V134H164ZM203 135L207 136V135H211L210 137H203ZM220 135V133H219ZM230 135V133H229ZM217 136V135H216ZM228 136V135H227ZM46 137V136H45ZM91 137V136H90ZM96 137V136H95ZM143 137V136H142ZM163 137V135H162ZM165 137V136H164ZM229 137V136H228ZM1 138V137H0ZM47 138V137H46ZM45 138V139H46ZM81 138V139H82ZM93 138V136H92ZM134 138V137H133ZM152 138V136H151ZM159 138V137H158ZM192 138V136L190 137ZM205 138V139H203ZM214 138V137H213ZM220 140H221V137H219ZM44 139V138H43ZM51 139L50 137L48 138V140ZM86 139V138H85ZM95 139V138H93ZM130 139V137H129ZM154 139V138H153ZM165 139V138H164ZM170 139V140H171ZM183 139V140H184ZM203 139V140H202ZM3 140V139H2ZM40 140H41V137H40ZM88 140V139H87ZM87 140H86V143H87ZM135 140V139H134ZM169 140V141H170ZM192 140V139H191ZM189 140V142L191 141ZM194 140V139H193ZM191 141L190 144H192V142L194 141ZM212 140L215 142L213 143ZM219 139H217L216 141H218ZM81 141V140H80ZM79 141V142H80ZM84 141V139H83ZM185 141V140H184ZM228 140H225V143H227ZM42 142V140H41ZM44 142V141H43ZM128 142V141H127ZM130 142V141H129ZM136 142V141H135ZM138 142V141H137ZM171 142V141H170ZM183 142V141H181ZM186 142H188L186 140ZM263 142V141H262ZM261 142V144H262ZM55 143V144H56ZM74 143V142H73ZM72 143V145H73ZM85 143V144H86ZM89 143V142H88ZM123 143V142H122ZM125 143V141H124ZM145 143V141H144ZM166 143V142H165ZM164 143V144H165ZM180 144V142H177ZM185 143V142H183ZM181 143L182 145H185ZM4 144V142H2V144L0 143V147L2 148V145ZM40 144V143H39ZM49 144L51 145V143L49 142ZM76 144V143H75ZM141 144V143H139ZM178 144V145H179ZM187 144V143H186ZM49 145V146H50ZM113 145V144H112ZM110 145V147L112 146ZM118 145V144H117ZM129 145V144H128ZM135 145V144H134ZM144 145V144H143ZM152 145V144H151ZM150 145V146H151ZM167 145V144H165ZM177 145V147H178ZM195 145H191V147L195 148L197 150V147H195ZM43 146V145H42ZM41 146V147H42ZM70 146V145H69ZM125 146V145H124ZM137 146V145H136ZM172 148L174 151H176V144L174 143V145L172 144ZM181 146V145H180ZM188 146V145H187ZM190 146V145H189ZM188 146V147H189ZM68 146L65 147V149L67 148ZM122 147V146H121ZM152 147V146H151ZM158 148V146H156ZM161 147V146H160ZM198 147V148H199ZM230 148V146H228ZM262 147V146H261ZM43 148V147H42ZM63 148V149H62ZM90 148V147H89ZM126 148V147H125ZM135 148V147H134ZM154 148V147H153ZM156 148V149H157ZM181 148V147H180ZM179 148V149H180ZM187 148V147H186ZM62 149V150H61ZM109 149V147H108ZM149 149V147H148ZM165 149V148H164ZM169 149V148H168ZM191 149V148H190ZM194 149V150H195ZM200 149V148H199ZM198 149V150H199ZM226 149L227 146H226ZM264 149V147H263ZM60 150L63 152H60ZM111 150V149H110ZM109 150V151H110ZM114 150V149H113ZM124 150V149H123ZM147 150V149H146ZM160 150V149H159ZM181 150V149H180ZM194 150L192 149V154H196V153H201L203 150H201V152L197 151L194 153ZM7 151V149L5 150V152ZM42 151V150H41ZM45 151V150H44ZM102 151V150H101ZM150 151V150H148ZM179 151V150H177ZM191 151V150H190ZM206 151V150H205ZM221 151V152H220ZM231 151H233V149H231ZM230 151V152H231ZM235 151V150H234ZM262 151V152H261ZM1 152V151H0ZM152 152V151H151ZM171 152V151H170ZM186 152V151H185ZM187 152H188V149H187ZM186 152V154H187ZM224 152V151H223ZM41 153V152H38V154ZM88 153V152H87ZM100 153V152H99ZM102 153V152H101ZM104 153V152H103ZM113 153V152H112ZM131 153V152H130ZM154 153V152H153ZM162 153V152H161ZM172 153V152H171ZM179 153V152H178ZM177 153V154H178ZM181 153V152H180ZM184 153V151H183ZM189 153V152H188ZM163 154V153H162ZM175 154V153H174ZM223 154V153H222ZM220 154L221 156H219V158H217L218 160H216L214 157V160L215 162L218 161V164L215 166H217L218 168V172H217V168H215V166H213V163L212 166L214 167V169H216V175H215V171L213 172L214 175L213 177L216 179H213L214 181H217V176L220 178V181L218 180V182H221L223 179H222V176L223 178L224 177H229L230 180H232V182L234 183V185L231 183L232 186H236L237 187H242L241 189H243V186L245 185V181H246V186L244 187V189L246 188L247 189V184L248 186L250 185L248 181V175L247 177L245 176H241L240 172H235L234 170H231L229 169L228 165H227V157H225L224 155ZM231 154V153H230ZM1 155V154H0ZM59 155V156H60ZM93 155V154H92ZM98 155V154H97ZM96 155V156H97ZM114 156L113 157H110L109 156H102L103 159L105 160H108L109 162V167H108V170L102 175L107 187L110 186L114 189V191L116 192V189H118L119 187H122V189H124V185L126 184V181H125V174H127L126 172V169H129L127 167H130V166H127V161L129 159H127L126 161V156H125V151H117L113 154ZM139 155V154H138ZM156 155V154H155ZM183 155V154H182ZM198 157H199V154H197ZM201 155V154H200ZM233 155V153H232ZM4 156V155H3ZM38 156V155H37ZM43 156V157H44ZM62 156H65V155H62ZM95 156V158H97ZM100 156V155H99ZM129 156V154L127 153V157ZM149 156V155H148ZM191 157V153L188 155ZM187 156V157H188ZM194 156L193 155V160H194ZM202 156V155H201ZM200 156V157H201ZM227 156V155H226ZM231 156V155H230ZM236 156V155H235ZM66 157V156H65ZM101 157V159H102ZM167 157V156H166ZM176 157V156H175ZM183 157V156H182ZM211 157V155H210ZM208 157V158H210ZM237 157V156H236ZM9 158V157H8ZM36 158V157H35ZM47 158V157H46ZM61 158V157H59ZM94 158V157H93ZM135 158V157H134ZM139 158V156H138ZM155 158V157H154ZM158 158V157H157ZM178 158H180V156H178ZM196 158V156H195ZM240 158V157H239ZM136 159V158H135ZM147 159V158H146ZM153 159V158H152ZM187 159V158H186ZM202 160L199 161V159H195L194 162L195 164L197 163H201L203 161V163L205 162V160H207V157H204L202 156L201 158ZM212 159V157H211ZM229 159V157H228ZM242 159H238V160H242ZM256 159V160H255ZM2 160V159H1ZM38 160V159H37ZM39 160L41 161L42 163V160L40 159L39 157ZM59 160V161H58ZM97 160V159H96ZM140 160V159H139ZM158 160V159H156ZM178 160V159H177ZM189 160V159H188ZM198 160V162H197ZM209 160V159H208ZM213 160V161H214ZM7 161V160H6ZM47 163V160H45ZM51 161V163H52ZM98 161V160H97ZM102 161V160H101ZM164 161V160H163ZM181 161V160H179ZM210 161V160H209ZM232 161V160H231ZM256 161V162H255ZM258 161L260 163H258ZM5 162V161H4ZM9 162V161H8ZM39 162V161H38ZM50 162V161H49ZM59 162V163H58ZM64 162L67 163V161L64 160ZM145 162V160H144ZM151 162V160H150ZM193 162V161H192ZM193 162V163H194ZM233 162H236L237 164V161L236 160H233ZM69 163V161H68ZM94 163V162H93ZM146 163V162H145ZM157 163V162H156ZM168 163V162H167ZM176 160L173 162L174 166L176 165ZM183 163V161H181V164ZM186 162H184L183 164H185ZM199 163V166L201 167L200 169L197 168L196 169V165L195 168V174H194V170L193 169H190V171L193 170V174H190V178L193 179V181L195 182L196 186H198L199 184H202L203 183H207L208 180H210L212 177H210L209 179L203 177L204 175L201 173V171L205 170L204 168H207L209 166H211V163H209L207 161V163H209L210 165L207 166V165H201ZM202 163V164H203ZM206 163V162H205ZM230 163V162H229ZM240 163V161H239ZM254 163V164H253ZM48 164V163H47ZM139 164V163H138ZM179 164V163H178ZM177 164V165H178ZM190 164V163H188ZM231 164V163H230ZM229 164V165H230ZM233 164V163H232ZM51 165V164H50ZM60 165V166H61ZM129 165V163H128ZM144 165V164H143ZM153 165V164H152ZM172 165V164H171ZM241 165V164H240ZM250 165V164H249ZM45 166V165H44ZM59 166V167H60ZM65 166H70V165H65ZM94 166V165H93ZM173 166V167H174ZM180 166V165H179ZM182 166V165H181ZM187 166V165H186ZM186 166L183 168H185L186 170ZM192 166V164H191ZM190 166V167H191ZM198 166V167H199ZM211 166V168H212ZM234 167L236 166L235 164L233 165ZM46 167V166H45ZM48 167V166H47ZM52 167V166H51ZM83 167V166H82ZM91 167V166H90ZM149 169L151 171H155L157 170L155 167L151 166L150 164L148 165ZM158 167V166H157ZM189 167V166H188ZM238 167V166H237ZM96 168V167H93V169ZM172 168V167H171ZM182 168V167H181ZM210 168V167H209ZM250 168V167H248ZM45 169V168H44ZM57 168H53L54 172ZM65 168H64V164H63V168L62 170L61 169H57L58 171H63ZM68 169V167H67ZM66 169V170H67ZM70 169V168H69ZM87 169V167H86ZM105 169V168H104ZM168 169V168H167ZM239 169V167H238ZM237 169V170H238ZM251 169V168H250ZM56 170V171H57ZM147 170V169H146ZM184 170V171H185ZM189 170V169H188ZM187 170V171H188ZM207 170V169H206ZM246 170V169H245ZM264 171V169H261ZM59 171V173H61ZM101 171V170H100ZM134 171V170H133ZM136 171V170H135ZM199 172L201 173L203 176H201V174L199 175L198 173ZM208 171V170H207ZM212 171V170H211ZM239 171V170H238ZM76 172V171H75ZM98 172V173H97ZM262 172V171H261ZM63 173H66V172H63ZM99 171H96V175L101 177V173L99 175ZM204 173H206L204 171ZM249 173V172H248ZM80 174V173H79ZM242 174H244L242 172ZM68 175V173H67ZM83 175V174H82ZM88 175V174H87ZM94 175V174H92ZM151 175V173H150ZM208 175V174H207ZM206 175V176H207ZM262 175V174H261ZM65 176V175H64ZM85 176V175H84ZM83 176V177H84ZM133 176V175H132ZM141 176V175H140ZM164 176V175H163ZM162 176V177H163ZM264 176V175H263ZM93 177V176H92ZM95 177V176H94ZM127 177V176H126ZM139 177V176H138ZM208 177V176H207ZM88 178H89V175L87 177V180L88 181ZM245 178L247 180H245ZM262 178V182L264 183V180H263V177ZM260 178V180H261ZM83 179V178H81ZM85 179H86V176H85ZM90 179V178H89ZM93 179V178H91ZM90 179V180H91ZM99 179V178H98ZM128 179V178H127ZM145 179V178H144ZM167 179V177L165 178ZM188 179V178H187ZM80 180V178L78 179ZM89 180V182H90ZM94 180V179H93ZM138 180V179H137ZM169 180V179H168ZM172 180V179H171ZM212 180V179H211ZM210 180V181H211ZM226 181H229L227 179H225ZM96 181V180H95ZM147 181V180H145ZM143 180V182H145ZM163 181V180H162ZM209 181V182H210ZM213 181V183H214ZM224 181V182H226ZM80 182V181H79ZM82 182V180H81ZM148 182V181H147ZM170 182V181H169ZM180 182V181H179ZM189 182V181H188ZM216 182L215 186L219 185V183ZM77 183V182H76ZM75 183V184H76ZM83 183H84V180H83ZM88 183V182H87ZM93 183V182H92ZM129 183V181H128ZM140 183V181H139ZM146 183V182H145ZM163 183V182H162ZM168 183V182H166ZM164 184V185H167V184ZM172 183V181H171ZM211 183V182H210ZM262 183V184H263ZM74 184V185H75ZM78 184V183H77ZM91 183H88V186H91L89 185ZM161 184L158 182V185ZM183 184V183H182ZM190 184V182H189ZM195 184H192V185H195ZM212 184H210L212 186ZM236 184V185H235ZM80 185V183H79ZM85 185V184H84ZM94 185V184H93ZM136 185V184H135ZM140 185V184H139ZM176 185V183H175ZM178 185V183H177ZM184 185V184H183ZM204 185V184H203ZM82 186V185H80ZM87 186V184H86ZM85 186V187H86ZM87 186V187H88ZM99 186V185H98ZM126 186V185H125ZM189 186V185H188ZM193 188V189H200L201 186ZM209 186V185H208ZM207 186V187H208ZM224 186H227V183L226 185ZM83 187V188H85ZM100 187V186H99ZM105 187V186H104ZM154 187V186H153ZM152 187V190L149 189L148 191L149 192H145V191H138L139 194H138V204L136 206V209H135V213L132 211V205H130L127 200L126 204L128 203L127 207H122L121 209H117L116 207V202H114V195L116 194V197H117V194L119 191H117V193L113 192V189H112V194L111 196L113 197L114 200H111V196L110 198H107L106 194L103 195V193H105L104 191L99 190L97 191L96 190V194H93L92 192V188L91 187L90 189H92L91 191L89 190V187L88 189V192H90V194L92 195H86V196H83L81 194L79 195H76V197L74 198L75 199V202L80 206V209H81V212H82V216L81 214H79V212L77 211V206L75 203H74V199H73V202L75 205L74 208H76L74 212H76V214L78 213V215L76 216L77 217H80L79 219H81L82 217H84L85 219L83 220H79V219H73L70 221L69 219H66L68 217L67 216V213L65 211H61L60 209H56L57 212L55 215H56V222L57 224L53 225L52 226H49V224H46L47 222L45 221V224L41 221L42 218H40L41 220V223L37 222L36 225L32 226L33 229V234L32 236H29L28 234V237H24L21 239L24 243L27 242L26 246L31 243H36V244H39L40 243V246H42V242H40V240H38L39 238V235L36 233L38 231H42L43 229H47L46 231H49L48 228L49 227H53V241H55L54 243L56 244L57 246V249L61 250V251H68V250H73V251H76L78 253V257L80 256L83 259H86V262L91 259H94L95 261L99 262L100 260V263H105V262H109V261H116L117 258H125V257H129L128 255H133L132 252H134V254L136 253L137 249L136 247L134 248V245L137 246L138 248V251L137 253L138 254H141V258L139 256L140 259H138V262L135 263V264H152L151 262V255L147 254V252L145 251V248H146V242L143 240V239H136L135 237H137L136 235L141 233L144 229L148 228V230H153V227H158L156 226L155 223L157 218L161 216V219L163 218L165 220V218L167 219L168 215L167 213H165V210L163 209L164 205L163 203L161 202V200L159 199L160 197H158L157 195L154 194V188ZM187 187V186H186ZM194 186H191L189 188H192ZM206 187V186H205ZM204 187V188H205ZM214 187V186H213ZM223 187V186H222ZM116 188V189H115ZM133 188V187H132ZM138 188V187H137ZM145 188H151L150 187H145ZM160 188V186H159ZM162 188H165V187H162ZM162 188H161V191H162ZM168 188H171V185L168 187ZM204 188H201V189H204ZM215 188V187H214ZM213 188V189H214ZM22 189V188H21ZM20 189V190H21ZM97 189V188H96ZM121 189V188H120ZM118 189V190H120ZM121 189V190H122ZM142 189V187H141ZM174 189V188H173ZM208 189V188H207ZM210 189V188H209ZM212 189V188H211ZM216 189V188H215ZM214 189V190H215ZM222 189V188H221ZM224 189H226L224 187ZM224 189H222L224 191ZM240 189V188H238ZM237 189V190H238ZM249 189V187H248ZM19 192H22L20 191ZM27 190V189H26ZM81 190V189H80ZM128 190V189H127ZM151 190V191H150ZM157 190H158V187H157ZM156 190V191H157ZM213 190V191H214ZM29 191V190H28ZM73 191V190H72ZM95 191V190H94ZM100 191H102L103 193H101ZM125 191V190H124ZM124 191H120V192H123L124 195H125V192ZM135 191V189H134ZM193 191V190H192ZM201 191V190H200ZM207 191V190H206ZM212 191V190H211ZM218 191V190H217ZM239 191V190H238ZM242 191V190H241ZM119 192V193H120ZM136 192V191H135ZM158 192V191H157ZM160 192V191H159ZM204 192V191H202ZM240 192V191H239ZM244 192V191H243ZM30 193V192H28ZM75 193V192H73ZM86 193V192H85ZM115 193V194H114ZM208 192H206L207 194ZM217 193V192H216ZM221 192H219L220 194ZM17 194H18V190H17ZM23 194V193H22ZM108 194V193H107ZM128 194V193H126ZM163 194V193H162ZM210 194V192H209ZM212 194V193H211ZM218 194V196H220ZM26 195V194H25ZM75 196V194H73ZM72 195V196H73ZM136 195V194H135ZM161 195V194H160ZM204 195V194H203ZM48 195H46L45 198H47ZM71 196V194H70ZM73 196V197H74ZM120 196V195H119ZM129 196V195H127ZM133 196V195H132ZM20 197V196H19ZM18 197V198H19ZM123 197V196H122ZM23 198V197H22ZM44 198V200H45ZM128 198V197H127ZM135 198V197H134ZM162 198V197H161ZM221 198V197H219ZM59 199V198H58ZM63 199V198H62ZM70 199V198H69ZM48 200V199H47ZM55 200V199H54ZM53 200V201H54ZM117 200V198H116ZM115 200V201H116ZM133 200V199H132ZM164 200V199H163ZM39 201V199H38ZM37 201V202H38ZM41 201V199H40ZM52 201V202H53ZM64 201V200H63ZM167 201V200H166ZM35 202V201H33ZM44 202V201H43ZM49 202V201H48ZM51 202V203H52ZM55 202V201H54ZM62 202V201H61ZM114 202V203H112ZM164 202V201H163ZM172 201H170L171 203ZM39 203V202H38ZM118 203H120L118 201ZM167 203V202H166ZM175 203V202H174ZM179 203V202H178ZM176 203V204H178ZM46 204V202H45ZM50 204V203H49ZM54 204V203H53ZM58 204V203H57ZM65 204V203H64ZM172 204V203H171ZM175 204V205H176ZM182 204V203H181ZM33 205V204H30V206ZM62 205V204H61ZM60 205V206H61ZM24 206V205H23ZM40 206V204H39ZM55 206V204H54ZM58 206V205H57ZM56 206V207H57ZM59 206V207H60ZM132 206V207H131ZM135 206V205H134ZM170 206V205H169ZM174 206V205H172ZM171 206V208H172ZM179 206V205H178ZM181 206V205H180ZM183 206V205H182ZM185 206V205H184ZM183 206V207H184ZM199 206V205H198ZM28 207V206H26ZM38 207V206H37ZM42 207V206H41ZM55 207V208H56ZM64 207V206H63ZM62 207V208H63ZM71 208V206H69ZM131 207V208H130ZM176 207V206H174ZM182 207V208H183ZM18 208V207H17ZM30 208V207H29ZM54 208V209H55ZM58 208V207H57ZM65 208V207H64ZM63 208V209H64ZM73 208V206H72ZM73 208V209H74ZM170 208V207H169ZM177 208V207H176ZM185 208V207H184ZM40 209V208H39ZM173 209V208H172ZM187 209V208H185ZM198 209V208H196ZM26 210V209H25ZM25 210L23 209L22 211L25 212ZM45 210V209H44ZM48 210V209H47ZM134 210V208H133ZM170 210V209H168ZM167 210V211H168ZM174 210V209H173ZM177 210V209H176ZM180 210V209H179ZM183 210V209H182ZM195 210V209H194ZM37 211V210H36ZM43 211V210H42ZM53 211V210H52ZM67 212H69L68 210H66ZM192 211V210H190ZM257 211V210H256ZM262 211V210H260ZM259 211V213H260ZM17 212V211H15ZM26 212H29V211H26ZM25 212V213H26ZM50 212V210H49ZM56 212V211H55ZM102 214H105V215H111V217L113 215H115L116 217V214L119 215L118 219H119V222H115V223H112L114 226L116 223H120V225H117V230L115 231V228L112 227V230H114L113 232H104V230L102 232H98V234L95 233L92 234L91 233V227L93 228V220H95L96 218L94 217V215H97L99 213ZM169 212H172V216H173V212L174 211H169ZM202 212V211H201ZM18 213V212H17ZM32 213V211H31ZM38 213V211L36 212ZM41 213V211H40ZM43 213V212H42ZM45 213V212H44ZM97 213V214H96ZM181 210H180V215H181ZM185 210H184V214H185ZM16 214V213H15ZM39 214V213H38ZM52 212L50 213V216ZM54 214V213H53ZM70 214V213H69ZM75 214V213H74ZM191 214V213H189ZM262 214V213H261ZM117 215V216H118ZM177 215V214H176ZM179 215V214H178ZM183 215V214H182ZM188 215V213L186 214ZM193 215V213H192ZM200 215V214H199ZM198 215V218H200ZM259 215V214H258ZM30 216V215H29ZM47 218H45L46 220L48 219V215L46 214ZM45 216V217H46ZM171 216V215H170ZM175 216V215H174ZM184 216V215H183ZM191 215H189L190 217ZM195 216V215H194ZM252 216V215H250ZM255 216V215H254ZM260 216V215H259ZM27 217V216H26ZM93 217L95 219H93ZM102 217H105L104 215ZM101 217V218H102ZM179 217V216H178ZM182 217V216H181ZM180 217V219H181ZM185 217V216H184ZM188 217V216H187ZM186 217V218H187ZM192 217V216H191ZM190 217V218H191ZM25 218V217H24ZM51 218V217H50ZM106 218V217H105ZM109 218V217H108ZM174 218V217H173ZM173 218H172V222H173ZM185 218V220H186ZM188 218V219H190ZM195 218V217H194ZM192 218V219H194ZM245 218V217H244ZM250 218V217H249ZM254 218V217H253ZM258 218V216H257ZM44 219V218H43ZM53 219V217H52ZM52 219H50L52 221ZM98 219V218H97ZM104 219V218H103ZM107 219V218H106ZM104 219V220H106ZM160 219V218H159ZM163 219L161 221H163ZM177 219V218H176ZM23 220V219H22ZM28 219H26L27 221ZM50 220L48 222H50ZM109 219H107L108 221ZM115 220V218H114ZM168 220V219H167ZM175 220V219H174ZM7 221V220H6ZM5 221V222H6ZM54 221V220H53ZM96 221V220H95ZM106 221V222H107ZM111 221V220H110ZM109 221V222H110ZM158 221V220H157ZM170 221V220H169ZM178 221V220H177ZM182 221V220H181ZM180 221V222H181ZM191 221V220H190ZM195 221V220H194ZM197 221V220H196ZM242 221V220H241ZM245 221H248L245 220ZM11 222V220H10ZM16 222V221H15ZM24 222V220H23ZM29 222V221H27ZM55 222V221H54ZM113 222V221H112ZM167 222V221H166ZM171 221L170 222H167V223H172ZM176 222V221H174ZM1 223V222H0ZM8 223V222H7ZM19 223V222H17ZM25 223V222H24ZM51 223V222H50ZM98 223H99V220H98ZM108 223V222H107ZM111 223V222H110ZM109 223V224H110ZM162 223V222H161ZM160 223V224H161ZM165 223L164 221V226L167 224ZM234 223V222H233ZM238 223V222H237ZM240 223V222H239ZM9 224V223H8ZM15 224V223H14ZM28 224V223H27ZM182 224V222H181ZM184 224V223H183ZM241 224V223H240ZM244 224V223H243ZM11 225V224H10ZM13 225V223H12ZM29 225V224H28ZM51 225V224H50ZM93 225V226H92ZM97 225V224H96ZM233 225V224H232ZM250 225V224H249ZM21 226H25V225H22ZM163 226V225H161ZM160 226V227H161ZM166 231L167 232H170L169 230H173V229H170V225L168 226V224L166 225ZM229 226V225H228ZM235 226V225H234ZM10 227V226H8ZM154 227V228H155ZM177 227V226H176ZM179 227V226H178ZM182 227V226H181ZM185 227V226H184ZM246 227V226H245ZM26 228V227H25ZM109 228V227H107ZM114 228V229H113ZM242 228V227H240ZM157 229V228H156ZM155 229V230H156ZM165 229V228H164ZM168 229V230H167ZM175 229V228H174ZM180 229V227H179ZM178 229V230H179ZM182 229V228H181ZM10 230V228H9ZM111 230V229H110ZM147 230V229H146ZM146 230L145 233H146ZM234 230V229H233ZM95 230H93L94 232ZM157 231V230H156ZM165 231V230H164ZM223 231V230H222ZM3 232V231H2ZM16 232V231H15ZM24 232V231H23ZM30 232V231H29ZM44 232V230H43ZM155 232V231H154ZM162 232V230L160 231ZM175 232V231H174ZM179 232V231H178ZM237 232V230H236ZM5 233V232H4ZM9 233V232H8ZM14 233V232H13ZM18 233V232H17ZM22 233V232H21ZM19 233V235L21 234ZM51 233V232H50ZM151 233V232H150ZM166 233V232H165ZM177 233V232H176ZM180 233V232H179ZM178 233V234H179ZM206 233V232H205ZM143 234V233H142ZM148 234V232H147ZM186 234V233H185ZM3 235V234H2ZM9 235V234H8ZM17 235V234H16ZM141 235V234H140ZM150 235V234H148ZM153 235V234H152ZM162 235V234H161ZM169 235V234H168ZM220 235V234H219ZM6 236V235H5ZM14 235H9V237H6L5 238V241H8V243L10 245H12V242L16 241L17 242V239L18 241L20 240L19 238H17L18 236H14ZM38 236V237H37ZM50 236V235H49ZM139 236V235H138ZM146 236V235H145ZM171 236V234H170ZM174 237V235H172ZM179 236V235H178ZM30 237H31V240L34 239L36 240L34 242L30 240ZM117 237V241L115 240V238ZM140 237V236H139ZM152 237V236H150ZM213 237V236H212ZM12 238L16 239V240H12ZM49 238V237H48ZM143 238V237H142ZM149 238V237H148ZM156 238V237H155ZM168 238V237H167ZM206 238V237H205ZM208 238V237H207ZM4 239V237H3ZM12 241H11V240ZM24 239V240H23ZM29 241H28V240ZM44 239V238H43ZM147 239V238H146ZM164 239V237H163ZM166 239V238H165ZM228 239L230 241V245H231V250L230 252L226 253L220 260L217 264H239V258L236 254V248L238 247V245L240 244H244L246 242H249L247 244H250L251 246H254V247H258V246H261L263 247L264 246V214L261 216V218L257 219L253 226L250 228V230H242L239 232V234L237 233H232L230 232V234H228ZM27 240V241H25ZM48 240V239H47ZM161 240V239H159ZM173 240V239H172ZM206 240V239H205ZM2 241V240H1ZM11 241V242H9ZM21 241V242H22ZM31 241V242H30ZM39 243H38V242ZM46 241V240H45ZM44 241V242H45ZM49 241V240H48ZM53 241H50V242H53ZM149 241V239H148ZM151 241V240H150ZM153 241V240H152ZM155 241V240H154ZM163 241V240H162ZM175 241V240H174ZM21 242L19 244V242L17 243L18 244V247L19 246H23V247H26L24 246L23 242H22V245H21ZM157 242V241H156ZM200 242V241H199ZM135 243V244H134ZM150 243V242H149ZM154 243V242H153ZM151 243V244H153ZM158 243V242H157ZM2 243H0L1 245ZM8 244V245H9ZM15 245H17L15 242L13 243ZM35 244V245H36ZM155 244V243H154ZM153 244V245H154ZM162 244V243H161ZM164 244V243H163ZM162 244V245H163ZM32 245V246H31ZM31 245H28V246H31L33 247V244ZM48 246V244H46ZM51 244H49V247H50ZM5 246V245H4ZM37 246V245H36ZM39 245H38V249L36 247V249H33L35 250V258L38 259V262H34L33 259L31 261V263H35V264H53L54 262L48 258H50L48 255L44 254L43 252V248H41ZM46 246V247H47ZM150 246V245H148ZM180 246V244H179ZM178 246V247H179ZM229 246V245H228ZM14 247H17V246H14ZM30 247V248H31ZM46 247L44 246V248L46 249ZM240 247V246H239ZM55 248V247H54ZM175 248V247H174ZM253 248V247H252ZM259 248V247H258ZM9 249V248H8ZM6 248V250H8ZM18 249V248H17ZM31 249V250H33ZM136 249V251L134 250ZM159 249V247L157 248ZM163 249V248H162ZM2 250V249H1ZM30 250V251H31ZM33 250V251H34ZM56 250V249H55ZM58 250V251H59ZM149 250V249H148ZM165 250V248H164ZM167 250V249H166ZM262 250V248H261ZM5 251V250H4ZM12 251V250H10ZM28 251H29V248H28ZM38 255H37V253ZM179 251V250H178ZM260 251V250H259ZM21 252V251H20ZM25 252V251H24ZM32 252V251H31ZM48 252V251H47ZM160 252V250H159ZM163 252V251H162ZM161 252V255L164 254L165 256V253L162 254ZM169 253V251H167ZM253 252V251H251ZM259 255L260 252H258V249L256 251ZM255 252V249H254V254L256 253ZM264 252V251H263ZM58 253V252H57ZM60 253V252H59ZM76 253V254H77ZM154 253V252H153ZM156 253V252H155ZM175 253V252H173ZM256 253V254H257ZM4 254V252H3ZM6 254V253H5ZM49 254V252H48ZM72 254V253H71ZM74 254V253H73ZM252 254V253H251ZM251 254L249 256H251ZM58 255V254H57ZM67 255V254H66ZM75 255V254H74ZM131 255V256H132ZM155 255V254H153ZM158 255V254H157ZM168 255V254H167ZM177 255V254H176ZM245 255V254H244ZM11 256V255H10ZM22 256V255H21ZM31 256V255H30ZM33 256V255H32ZM45 256H48V258H46ZM71 256V255H70ZM130 256V257H131ZM135 256H138V255H135ZM156 256V255H155ZM260 256H262L260 254ZM264 256V254H263ZM262 256V257H263ZM29 257V256H28ZM27 257V258H28ZM39 257V258H38ZM134 257V256H133ZM153 257V256H152ZM163 257V256H161ZM167 257V256H165ZM257 257V256H256ZM255 257V258H256ZM21 258V257H20ZM59 258V256H58ZM80 258V259H81ZM157 258V257H156ZM168 258V257H167ZM243 258V257H242ZM258 258V257H257ZM6 259V258H5ZM12 259V258H11ZM22 259V258H21ZM35 259V260H36ZM132 259V258H130ZM128 259V261L130 260ZM134 259V258H133ZM137 259V258H136ZM155 259V257H154ZM159 259H161L160 257L158 258L157 262L159 261ZM165 259V258H164ZM163 259V260H164ZM176 259V258H175ZM250 259H254V256L253 258L250 257ZM260 259V257H259ZM264 259V257H263ZM261 260L260 261H264V260ZM93 260V261H94ZM99 260V261H98ZM135 260V259H134ZM242 260V259H241ZM245 260V259H243ZM247 260H249L247 258ZM257 261V259H255ZM253 261L252 262H256V261ZM29 261V262H30ZM88 261V262H89ZM133 261V260H132ZM154 261V260H152ZM161 261V260H160ZM159 261V262H160ZM170 261V260H168ZM259 261V260H258ZM17 262V261H16ZM21 262V261H20ZM56 262V260H55ZM85 262V261H84ZM156 262V261H155ZM156 262V263H157ZM177 262V261H176ZM248 262V261H246ZM250 262V261H249ZM248 262V263H249ZM261 262H259L260 264H262ZM6 263V262H5ZM10 262H8L7 264H9ZM13 263L14 260H13ZM19 263V262H17ZM30 263V264H31ZM96 263V262H95ZM103 263V264H104ZM110 263V262H109ZM247 263V264H248ZM258 263V262H256ZM254 263V264H256ZM11 264V263H10ZM29 264V263H27ZM97 264V263H96ZM106 264V263H105ZM112 264V263H111ZM130 264V263H129ZM132 264V263H131ZM243 264V262L241 263ZM250 264V263H249ZM264 264V263H263Z\"/></svg>","mask_w":264,"mask_h":264}]
</instances>
